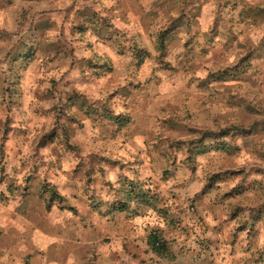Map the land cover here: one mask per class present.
I'll list each match as a JSON object with an SVG mask.
<instances>
[{
    "label": "rangeland",
    "instance_id": "374dc122",
    "mask_svg": "<svg viewBox=\"0 0 264 264\" xmlns=\"http://www.w3.org/2000/svg\"><path fill=\"white\" fill-rule=\"evenodd\" d=\"M259 2L0 0V264H264Z\"/></svg>",
    "mask_w": 264,
    "mask_h": 264
},
{
    "label": "crops",
    "instance_id": "0c3cea01",
    "mask_svg": "<svg viewBox=\"0 0 264 264\" xmlns=\"http://www.w3.org/2000/svg\"><path fill=\"white\" fill-rule=\"evenodd\" d=\"M252 0H248L247 5L249 6L248 9L253 6L252 4H250ZM261 3V5H264V0H259ZM258 3V4H259ZM244 6V5H243ZM264 8V7H262ZM251 14H254V10L250 11ZM124 208L121 210L120 207L118 208H114V211H109L108 215L106 216V218L103 219V226H102V232H142L140 229V227L138 226H133L131 227V223L128 221V217L127 214H125ZM222 219V214H219V220L220 223ZM138 221L135 220V223H137ZM195 222V221H193ZM216 223V222H215ZM173 232H177V231H173ZM210 234H212L213 232H208ZM226 233V232H225ZM231 234L233 232H230ZM221 234H223V232L220 230L218 232H216V238L220 237ZM207 235V234H205Z\"/></svg>",
    "mask_w": 264,
    "mask_h": 264
},
{
    "label": "trees",
    "instance_id": "16d2710c",
    "mask_svg": "<svg viewBox=\"0 0 264 264\" xmlns=\"http://www.w3.org/2000/svg\"><path fill=\"white\" fill-rule=\"evenodd\" d=\"M139 192H136V189L132 188L131 192H129L130 199L140 198V201L147 203L150 207L157 209L155 201L157 200L156 195H150L147 191L143 190L139 187ZM123 207H121V210ZM149 244H151L154 251L158 252L159 254H167L168 246L167 242L157 233H151L149 235Z\"/></svg>",
    "mask_w": 264,
    "mask_h": 264
}]
</instances>
